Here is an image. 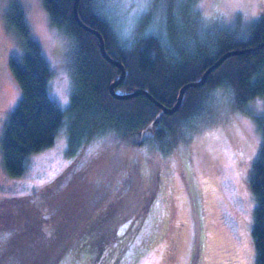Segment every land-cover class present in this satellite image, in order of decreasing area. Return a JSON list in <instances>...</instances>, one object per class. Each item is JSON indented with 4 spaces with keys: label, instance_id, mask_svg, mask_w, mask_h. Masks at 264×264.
I'll return each mask as SVG.
<instances>
[{
    "label": "trees",
    "instance_id": "16d2710c",
    "mask_svg": "<svg viewBox=\"0 0 264 264\" xmlns=\"http://www.w3.org/2000/svg\"><path fill=\"white\" fill-rule=\"evenodd\" d=\"M176 1L151 0L150 7L164 9L168 14ZM44 5L52 23L67 33L74 44V89L68 109L72 114L68 154L74 161L47 185L35 187L27 194L0 198V264H16L15 259L19 264L116 261L136 238L143 221L150 217L163 189L164 153L156 152L153 161L146 160L144 153L149 125L156 120L152 126L157 130L154 138L163 146L168 132H179V124L185 127L203 115L205 99L218 86L230 85L240 107L258 96L264 97V19L255 24L248 38H237L231 29H222L209 45L200 43L195 54L179 57L178 51H183V47L175 26L169 24L168 35L156 22L148 32L138 29L128 34L107 0H80L81 19L103 34L108 53L127 69L116 87L120 94L146 89L172 107L182 86L199 80L225 51L250 49L226 59L204 85L189 87L175 113L158 117L161 107L145 93L124 99L112 95L111 85L120 78L122 70L103 56L98 36L76 21L74 0H44ZM6 19L7 28L19 34L24 48L20 58L11 59L22 97L11 110L2 137L6 170L18 177L24 174L31 154L55 143L66 111L50 94L53 70L42 46L30 34L20 2L12 4ZM260 119L264 132V115ZM108 138H115L117 146L133 152L130 162L119 178L102 185L98 198L91 188L88 200L79 207L81 196L79 193L76 203L75 188L65 198V179L84 159L80 156L87 146ZM253 159L247 179L257 203L252 240L256 264H264V139ZM130 219L139 220V224L122 230ZM120 236H124L123 243L114 246L112 243Z\"/></svg>",
    "mask_w": 264,
    "mask_h": 264
},
{
    "label": "rangeland",
    "instance_id": "374dc122",
    "mask_svg": "<svg viewBox=\"0 0 264 264\" xmlns=\"http://www.w3.org/2000/svg\"><path fill=\"white\" fill-rule=\"evenodd\" d=\"M17 1L24 9L31 36L42 46L53 70L50 94L66 113L55 143L31 154L24 174L13 177L5 167L2 137L10 112L22 97L11 59L20 58L24 48L19 34L6 25L8 11ZM107 3L128 34L138 29L148 32L156 22L168 35L169 24L175 26L183 47L179 57L195 54L200 43L209 45L222 29H231L237 38H248L255 24L264 19V0H177L168 14L164 9H151V0ZM73 47L72 38L52 23L44 0H0V198L27 194L47 185L74 161L68 154ZM205 106L199 119L185 127L179 124V132H168L163 146L154 138L155 127L146 131V160H155L159 151L165 155L163 189L127 251H122L118 260L101 264H256L252 228L257 203L247 179L264 139L260 119L264 97L258 96L240 107L230 85L218 86L209 92ZM84 150L80 156L84 159L68 174L63 188L67 199L76 189V203L80 193L79 207L88 200L91 188L98 198L102 185L119 178L133 153L117 146L115 138L93 143ZM126 223L122 230L139 224V220ZM123 239L120 236L112 244L118 246ZM13 262L19 264L16 259ZM65 264H92V259Z\"/></svg>",
    "mask_w": 264,
    "mask_h": 264
},
{
    "label": "water",
    "instance_id": "95a60500",
    "mask_svg": "<svg viewBox=\"0 0 264 264\" xmlns=\"http://www.w3.org/2000/svg\"><path fill=\"white\" fill-rule=\"evenodd\" d=\"M79 1L80 0H74V5H73V11H74V17L76 19V21L81 25L83 26L84 28H86L87 30L91 31L92 33L96 34L100 40V46H101V51H102V54L103 56L109 60L110 62L114 63L115 65L119 66L122 70V74L120 76V78L115 81L112 85H111V93L114 97L116 98H121V99H124V98H129V97H133L135 95H138L140 93H145L147 94L153 101H155L160 107H161V112L159 114L158 117H160V115L162 114H173L175 113L180 107H181V104H182V101H183V98H184V95H185V92L186 90L189 88V87H199V86H202L206 83L209 75L216 69L218 68L226 59H228L229 57L233 56V55H236V54H241V53H244L246 52L247 50H250L249 48L245 49V48H242V49H230V50H227L225 51L223 54H221L217 60H215L210 66H208V68L205 70L203 76L199 79V80H193V81H189L187 83H185L181 90H180V94H179V97H178V100L176 102V104L172 107L170 106H167L165 104H163L161 101L157 100L148 90L146 89H138V90H135L133 92H130V93H126V94H120L116 91V87L118 86V84H120L122 82V80L125 78L126 76V72H127V69L125 67V65L123 64V62H121L120 60L118 59H115L113 58L107 51L106 49V45H105V39H104V36L103 34L95 29V28H92L91 26L87 25L80 17L79 15V12H78V7H79ZM158 119V118H157ZM156 122L153 121L149 127H152L154 125V123Z\"/></svg>",
    "mask_w": 264,
    "mask_h": 264
}]
</instances>
